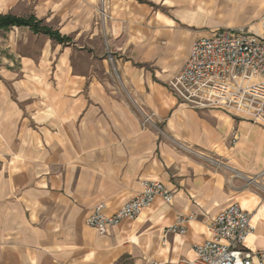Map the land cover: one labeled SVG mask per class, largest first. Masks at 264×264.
I'll list each match as a JSON object with an SVG mask.
<instances>
[{"label":"crops","instance_id":"obj_1","mask_svg":"<svg viewBox=\"0 0 264 264\" xmlns=\"http://www.w3.org/2000/svg\"><path fill=\"white\" fill-rule=\"evenodd\" d=\"M103 1L116 79L99 43L72 54L55 41V55L48 46L12 71L0 65V264L176 262L232 202L251 213L247 247L264 250V126L190 108L168 87L194 40L258 33L264 0ZM144 180L163 183L171 201L103 235L86 224L97 204L114 212ZM175 224L183 231H168Z\"/></svg>","mask_w":264,"mask_h":264},{"label":"built area","instance_id":"obj_2","mask_svg":"<svg viewBox=\"0 0 264 264\" xmlns=\"http://www.w3.org/2000/svg\"><path fill=\"white\" fill-rule=\"evenodd\" d=\"M258 25V33L242 26L194 40L181 69L168 82L176 99L190 108L221 110L264 126V13ZM149 120L145 115L143 122ZM171 198L163 183L144 180L140 191L114 212L97 204L86 224L103 235L121 221L136 218L156 199L168 204ZM177 230L183 231L179 224L168 228ZM252 230L251 213L232 202L211 218L207 238L194 246L192 257L149 264H264V250L246 245Z\"/></svg>","mask_w":264,"mask_h":264},{"label":"rangeland","instance_id":"obj_3","mask_svg":"<svg viewBox=\"0 0 264 264\" xmlns=\"http://www.w3.org/2000/svg\"><path fill=\"white\" fill-rule=\"evenodd\" d=\"M81 2L86 7L87 13L79 5L80 0H0V13L24 17L33 15L53 30L62 25L63 28L71 25L72 30L61 31L67 33L69 39L64 43H69L72 54L78 53L77 46L83 45L88 48L94 43L101 44L103 57L109 66V74L116 79L118 72L113 66V55L108 50L107 36L104 31L106 25L102 10L104 1L82 0ZM82 12L84 16L86 13L87 18L86 24H83L84 30H75V18ZM55 41L43 33H34L25 26L0 30V65L12 71L17 69L16 60L22 57L41 59L48 46L51 48V54H54L55 51L52 49ZM83 54L82 57L87 58L89 52L84 51ZM9 61L13 62L11 66H8Z\"/></svg>","mask_w":264,"mask_h":264},{"label":"trees","instance_id":"obj_4","mask_svg":"<svg viewBox=\"0 0 264 264\" xmlns=\"http://www.w3.org/2000/svg\"><path fill=\"white\" fill-rule=\"evenodd\" d=\"M14 26L29 27L34 33H43L58 42H65L69 39L67 36H60L57 30H53L51 27L42 24V21L33 15L24 17L10 13H0V30H7Z\"/></svg>","mask_w":264,"mask_h":264}]
</instances>
